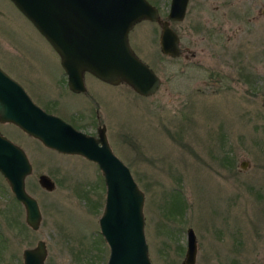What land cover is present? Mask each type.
<instances>
[{
    "label": "rangeland",
    "instance_id": "1",
    "mask_svg": "<svg viewBox=\"0 0 264 264\" xmlns=\"http://www.w3.org/2000/svg\"><path fill=\"white\" fill-rule=\"evenodd\" d=\"M147 1L160 18L166 17L170 0ZM200 10L198 0H189L184 21L170 25L185 35L187 23ZM205 12L217 14L210 8ZM247 25L245 47L239 54L245 63L219 65L225 76L220 84L209 79L215 73L210 70L216 69L213 63H183L181 57L162 54L159 27L146 21L133 27L128 42L160 79L154 94L140 96L124 83L102 85L85 74L88 93L101 89L109 99L108 105L100 102L98 108L107 142L143 192L151 264H180L188 227L196 238L195 264H264V218L258 217L264 214V132L254 129L264 115L258 97L250 98V89L238 78L246 71L257 75L264 69V18ZM0 68L34 103L66 119L80 113L84 121L95 123L94 100L85 108L72 107L82 98L67 91L56 52L9 0H0ZM84 130L94 134L89 127ZM0 132L27 156L31 172L25 189L36 199L41 214L38 228L32 230L24 221L22 205L0 175V264H22L23 249L38 240L45 244V264H106L108 247L97 226L105 188L97 166L46 148L10 125L1 124ZM220 156H228L229 167H222ZM242 160L248 167L231 175ZM40 174L54 182L52 191L38 185ZM233 194H237L238 218L230 220L224 234L220 230L226 228L224 218L221 223L213 213H218L219 199L225 202ZM236 240L239 251L246 252L241 257L233 253ZM256 249L262 257H257Z\"/></svg>",
    "mask_w": 264,
    "mask_h": 264
},
{
    "label": "water",
    "instance_id": "2",
    "mask_svg": "<svg viewBox=\"0 0 264 264\" xmlns=\"http://www.w3.org/2000/svg\"><path fill=\"white\" fill-rule=\"evenodd\" d=\"M9 1L56 52L68 89L73 92L84 90V73L111 85L124 83L140 96L158 90L160 79L128 42V32L142 20L158 24L162 54L177 57L182 53L170 22L183 19L188 0H170L164 19L147 0ZM4 122L13 123L49 149L94 163L105 188L97 226L108 247L106 264H151L144 236L143 192L128 167L112 152L103 130L90 136L44 113L0 68V123ZM30 172L24 151L0 135V175L22 205L25 223L36 230L41 214L24 185ZM37 183L44 190L54 189V182L45 174L38 175ZM185 235L186 249L180 264H195L194 232L188 227ZM45 256L44 241L38 240L32 248L23 249L22 264H45Z\"/></svg>",
    "mask_w": 264,
    "mask_h": 264
},
{
    "label": "flooded vegetation",
    "instance_id": "3",
    "mask_svg": "<svg viewBox=\"0 0 264 264\" xmlns=\"http://www.w3.org/2000/svg\"><path fill=\"white\" fill-rule=\"evenodd\" d=\"M198 2L200 4L201 10L198 11L197 15L193 16L191 20L187 23L188 26H187V30L185 31V35H182L181 33H177L174 26L172 27L170 25V28L176 34V37L178 39V46L182 50V53L179 56L171 57V58L181 57L183 63H210V64L213 63L214 65H216V69H210L212 72L215 73L209 74L210 77L209 79L211 80L214 78L216 84H220V78L225 76L224 73L220 71L219 65L223 63H245V60H241V61L239 60L240 48L243 49L245 47L243 41L246 39V35H247V34L246 35L243 34L245 32L244 28L248 29L249 27L247 24L254 23L259 19V17L264 18V0H198ZM208 8H210V11L216 12L217 14L214 15L211 13V15L209 16L205 15L206 13L205 10ZM253 8H255L254 11ZM244 9H248V11H243ZM186 13H187V6L183 19L179 22H172V23H181L182 21H184ZM239 23H241V25H239ZM226 67H228V65H226ZM85 74L88 73H84L83 75V80H82L84 87L83 91L73 92L68 89L67 84H66V88L67 91L72 95H77L82 98V102L80 104L74 105L72 107L78 106L81 108H85L86 103L88 104L90 99L94 100L95 109L93 111V115H94L95 123H92V121H89L87 119H85L86 121L85 122L84 116L81 115L80 113H76L75 115H73L74 117L70 119L63 118L61 116L53 114L51 110L48 109L47 106L42 105L38 102L34 103V101L31 98L30 99L44 113L57 116L62 121L70 125L74 130H77L79 132H82L90 136H96L98 130H103L106 135V127L104 123L102 124L100 121L98 108L100 102L102 103V105H106V104L108 105L109 99L105 96L106 94L105 92H103L104 90L101 89L93 88L92 94L88 93L84 81ZM232 76H233L232 81L237 82L238 81L237 77L234 75ZM239 76L238 78L243 80V83H245L246 86L250 89L249 91V93L251 94L250 98L255 99L258 97V99L260 100L261 112L264 115V69L262 73H259L257 75H255L252 71H246V73L239 74ZM92 79L100 82L102 85H107V83L94 76L92 77ZM258 83H262L261 87H258L257 85ZM107 86H109V84ZM255 91H257V93H255ZM52 103L56 105V102H52ZM78 122H81L80 126H78L77 124ZM1 124H6L8 126L10 125L11 127L20 130L13 123L4 122V123H0V125ZM86 127H89L91 130L93 129L94 134H90L86 132V130H84V128ZM254 127H255L254 129L264 132V121H262L260 124L255 125ZM0 135L6 137L4 134H2V132H0ZM224 157H225L224 159H222L221 156L218 157L219 158L218 160H220L219 163L224 168L229 167V158L228 156H224ZM223 162L225 163V165ZM246 167H248L247 161L242 160L239 163V169L236 168V171H232L231 175L236 176V174H239L240 171H244V168ZM26 178H25V182H26ZM222 202L223 199L218 200L217 203L218 213L215 214L214 212L213 215L216 217L218 216L221 223H223V218H224L226 228L220 227V230H222L223 232H225L224 234H226L227 233L226 229H228L227 224L230 222V220L232 219L234 222H237V218H238V213L236 212L238 207L237 194H233L230 197V199H226L225 202L223 203ZM223 210L227 213H225ZM258 217L264 218V214L259 215ZM233 234L236 238H238L237 229L233 230ZM240 245L241 244L238 243V240H236L233 253L235 254V256L238 257H241L246 253L243 251H239ZM185 249H186V236H185ZM259 249L262 250L261 248ZM256 253H257V257H262L261 255L262 252H259L258 249H256ZM212 254L219 255L221 254V252L212 253Z\"/></svg>",
    "mask_w": 264,
    "mask_h": 264
},
{
    "label": "bare ground",
    "instance_id": "4",
    "mask_svg": "<svg viewBox=\"0 0 264 264\" xmlns=\"http://www.w3.org/2000/svg\"><path fill=\"white\" fill-rule=\"evenodd\" d=\"M24 185H25V180H24Z\"/></svg>",
    "mask_w": 264,
    "mask_h": 264
}]
</instances>
